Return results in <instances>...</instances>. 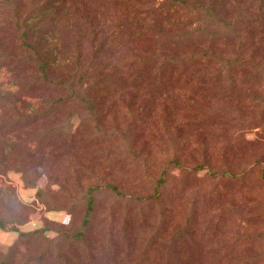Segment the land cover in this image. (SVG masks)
Listing matches in <instances>:
<instances>
[{"label":"rangeland","instance_id":"1","mask_svg":"<svg viewBox=\"0 0 264 264\" xmlns=\"http://www.w3.org/2000/svg\"><path fill=\"white\" fill-rule=\"evenodd\" d=\"M42 1L0 0V262L22 241L19 231L37 228L44 237L29 238L9 264L36 263L38 246L64 254L61 234L83 229L88 198L95 217L108 219L97 229L112 220L117 231L148 209L120 198L107 186L113 184L120 194L139 198L159 191L152 214L166 208L171 264H243L258 253L264 264V0H190L198 7L165 4L152 14L161 0H60L53 16L41 18L34 6ZM22 29H30L29 41L49 59L59 60L49 72L52 81L72 70L70 62L61 64L72 60L68 44L79 32L83 67L90 65L80 93L72 85L34 84L37 73L20 58ZM143 35L155 41L143 42ZM102 39L117 62L94 58ZM163 54L184 63L174 70L160 63L156 71ZM147 56L160 58L143 65L137 86L127 64ZM120 77L127 87L119 90ZM159 80L167 90L153 89ZM70 94L77 97L20 122ZM197 164L201 168L190 171ZM246 169L238 179L229 177ZM179 226L191 229L177 239Z\"/></svg>","mask_w":264,"mask_h":264},{"label":"trees","instance_id":"2","mask_svg":"<svg viewBox=\"0 0 264 264\" xmlns=\"http://www.w3.org/2000/svg\"><path fill=\"white\" fill-rule=\"evenodd\" d=\"M10 2H13V0H7ZM137 3H149L154 2L156 0H137ZM196 1V0H195ZM15 2V0H14ZM190 0H161V2L158 3L153 10H151V14L154 13L156 10H160L162 6L165 4L168 5V7L172 8H183L188 7L190 9L192 7H198L197 5L190 4ZM60 0H43L41 3L36 4V15L43 18L45 16H53L55 10H57V6H59ZM199 3V0H198ZM202 7V6H201ZM30 30V29H28ZM27 29L20 30V50L23 52H20V58L21 62L25 64H31V68L37 75L34 77L35 85H38L45 89H50L51 87H58V86H67L72 85L71 87L75 88L76 90L74 92L80 93L82 87L85 86V81H87V70L90 67V65H87L83 67L84 60L82 59L83 52H84V46L82 44V40L79 38V32L75 33L73 32L74 39L71 43H69V49L70 52V59L67 60L63 58V61L61 64L62 67H68V63L70 62V65L72 67V70L70 68H67V72H58L56 75L59 76L57 80L52 81L50 77L49 72L51 73L52 68H54V64L58 61H55L53 59L48 58V52H41L36 42H30L29 41V35H28ZM147 35V34H146ZM143 35L142 41L152 43L155 40H145L148 36ZM40 36V34H39ZM136 38L140 39V36L136 35ZM27 40L29 42H27ZM93 44H90L92 46ZM133 46H135V43H132ZM92 48L90 47V50ZM108 48L105 44V39H102L99 47L93 51L94 58L101 54L102 57L107 58L111 62L118 61L114 60L113 56H110L108 52L106 51ZM129 50V53L131 56L138 57L140 55L139 52L131 53L132 48H127ZM160 58V56H154L150 57L147 56V59L143 60L142 62L138 60H133L130 64H127L134 72H136L134 75L131 72V74H127V76H131V82H137L139 86L143 79H141L142 73H143V65L145 63H149L152 65V63ZM161 61H159V64H157V68L155 70L161 71L163 64L160 63H168L170 66V70L177 69V66H174L175 63H181L184 61L177 60L178 57L173 56H167L166 54H163V56L160 58ZM183 60V59H182ZM98 64L103 66V68H106L104 62L97 61ZM138 62V63H137ZM89 63H93L92 61H89ZM206 63V62H205ZM197 66L200 65L199 62L195 63ZM132 65L133 68H132ZM127 66V67H128ZM156 70V71H157ZM197 69L194 70L189 74L187 77V82L189 83L194 77V74L197 73ZM182 72V69L179 71ZM127 73V72H124ZM119 74L121 71L119 70ZM140 77V78H139ZM120 83H118V89H124L127 87L125 84V79L120 77L118 80ZM136 85V84H135ZM147 85V84H146ZM134 86V85H133ZM159 86L164 87L166 90V84L159 80L157 83H155L153 89L156 90ZM129 87V85H128ZM33 88V87H30ZM29 89V88H28ZM30 97L31 96H27ZM77 96H74L73 94H70L68 98L63 97H57L51 100L49 104V108L45 111L37 112L33 114L32 116H25L20 118V122L22 123H31L40 117L44 116L45 114H48L55 105L62 104L63 102L67 100H72L73 98H76ZM157 97H161V95H158ZM134 102L131 103V106ZM143 104L139 106V109L143 108ZM138 107V106H137ZM165 108V106H164ZM45 138H47L46 134H44ZM40 144V143H38ZM177 165V161H173ZM201 165L197 164L192 166L190 168V171H193L194 169H200ZM185 169V168H184ZM249 170H243L239 174H229L230 178L238 179V177L244 175ZM165 173V168L162 171V174ZM214 173V172H213ZM223 173H230L229 170L224 171ZM159 184L163 183V179L159 178L158 181ZM112 190L116 192L117 195L120 196V198L124 199L125 201H133L135 203H143V206H148V209H142L139 210L134 217L130 216L129 219H125L124 224L117 229V231L112 229L113 221L109 220L108 225L104 226V228L107 230V235L103 236V229H97V226L102 221H107V218H99L97 219L95 217V210L93 209V202L91 198H88L85 201V206L83 209L84 216L80 218V225L79 227H83L82 230H77L73 234L69 235L67 232L62 233L61 236L64 237V241L67 242V250H64V254L56 253L54 255H51L49 253V250L47 248L38 246L39 248L36 250L37 258L36 263H34L30 258H25L24 261L20 264H157L161 259H163L164 262L171 264V259L173 258L174 252H173V240L172 243L167 244V239L172 238V235H170L167 232V229L163 226V218L166 213V208H159L152 214V204L158 203L157 198L159 197V191L156 190V193L154 192L151 196L139 198V196H132L131 194H120L117 190L116 185L113 184H107ZM92 189V188H91ZM90 189V190H91ZM155 196V197H154ZM139 206V204H137ZM140 206V207H143ZM150 206V209H149ZM71 210L68 209L69 214V220L66 223L70 224L71 222ZM145 211V212H143ZM169 211V210H168ZM87 213H91L92 216L90 219L86 217ZM155 217V218H154ZM156 221V226L153 225V222ZM106 223V222H105ZM160 223V224H159ZM159 224V225H158ZM2 220L0 219V226H2ZM65 225V223L63 224ZM184 227V226H182ZM190 228H177V232H174V238H182L184 237V233H190ZM181 232V233H180ZM183 233V234H182ZM20 238H22V241L15 242L11 245L9 252L7 253V256L5 259H3L0 264H9V260L13 257H16L19 255L21 250H25L26 246H29L31 244V241L29 238L39 236L40 238H43L45 235V230L37 228L30 232H20ZM112 238L115 240L112 241ZM19 243V244H18ZM34 247V246H33ZM171 253H173L171 255ZM261 256L258 253L257 255H250L248 258H246L242 263L243 264H258L261 261Z\"/></svg>","mask_w":264,"mask_h":264}]
</instances>
